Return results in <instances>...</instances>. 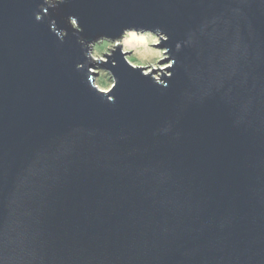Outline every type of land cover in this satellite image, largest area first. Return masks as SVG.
Here are the masks:
<instances>
[{"label":"water","instance_id":"water-1","mask_svg":"<svg viewBox=\"0 0 264 264\" xmlns=\"http://www.w3.org/2000/svg\"><path fill=\"white\" fill-rule=\"evenodd\" d=\"M0 264H264V0H0Z\"/></svg>","mask_w":264,"mask_h":264},{"label":"rangeland","instance_id":"rangeland-1","mask_svg":"<svg viewBox=\"0 0 264 264\" xmlns=\"http://www.w3.org/2000/svg\"><path fill=\"white\" fill-rule=\"evenodd\" d=\"M159 42L160 38L151 33L128 32L119 43L103 41L92 46L91 57L97 61L106 62L107 55H110L113 48L120 46L132 66L144 68L146 74L156 72L154 78L159 79L162 71L171 66L161 62L168 57L160 46H154ZM93 71L96 72V87L103 92H108L114 86L113 78L103 70Z\"/></svg>","mask_w":264,"mask_h":264}]
</instances>
